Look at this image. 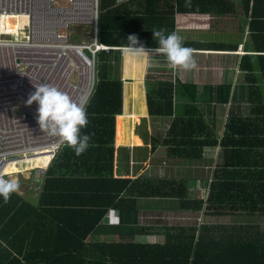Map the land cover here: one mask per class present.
Instances as JSON below:
<instances>
[{"label":"trees","instance_id":"obj_1","mask_svg":"<svg viewBox=\"0 0 264 264\" xmlns=\"http://www.w3.org/2000/svg\"><path fill=\"white\" fill-rule=\"evenodd\" d=\"M156 4V0H144L143 13H137L124 10V3L100 0L97 40L110 47H149L151 29L171 27L174 11L185 9L178 1L175 8L169 4L159 9ZM129 36L137 38L135 45L130 44ZM103 59L98 58L97 81L86 105L89 124L81 129L93 134L89 148L77 156L71 148L62 147L45 172L36 202L16 192L7 203L0 197V264H264L262 234L204 236L214 230L258 229L260 223L172 226L166 228L163 242L134 240L146 231L138 224V199L176 200L180 210L208 216L264 214L263 108L252 110L250 116L229 115L217 141L196 104L194 87L148 77V114L172 117L165 135L151 138L150 150L162 145L168 157L195 162L204 149L219 145L221 162L213 168L205 197L199 199L188 198L190 180L185 177L139 175L131 179L118 176L115 165L114 174L120 177L115 178L114 138L116 145L117 120L124 114V82L108 73ZM149 134L148 130V139ZM111 210L120 219L104 224ZM102 231H112L122 239L86 243L90 233Z\"/></svg>","mask_w":264,"mask_h":264},{"label":"crops","instance_id":"obj_2","mask_svg":"<svg viewBox=\"0 0 264 264\" xmlns=\"http://www.w3.org/2000/svg\"><path fill=\"white\" fill-rule=\"evenodd\" d=\"M156 1V6L159 9L165 7V5L168 7L169 4H172L175 8L177 1L180 7L183 6L185 8L184 10L174 11L173 25L171 27H164V29L168 32H176L182 37L184 46L190 47L193 50L196 67L190 71L169 67L165 58L154 50L158 47V43L153 39V33L150 45H148L149 47L144 48L147 51L146 53H136L134 50H130L132 47H122L128 49L124 51L125 53L122 55L120 51L115 50L117 47H112L114 49L108 52L103 51L105 55H109L110 52H117L120 56L136 57V60H132L129 67H125V77L131 75L134 76L131 77L133 82L137 80V84L130 85L131 88L128 90L125 88V94H128V100L130 98L129 95L132 96L133 93L135 95V92V99H137L139 96L138 85H141L143 90L142 95L144 96V88L148 77L163 78L170 81L177 80L182 84H188L194 87L196 92V104L201 110L205 121L211 124L213 134L217 141L222 138L225 132V124L229 115L250 116L249 113L254 109L259 110L263 108L264 110V0ZM166 1L168 3H166ZM121 3H124V10L126 11L143 13L145 8L144 0H115V4ZM133 64H140V70H138L136 75L134 73ZM144 108V113L148 118L150 140L152 137L161 139L165 135H162V131L167 129L164 128V126H169L168 124H170L172 117L150 116L147 111L146 102ZM176 110L180 112L181 105L177 104ZM152 129H154L156 133L150 131ZM161 135L162 137H160ZM148 148L149 156L151 154L154 155L153 159L156 158V155L161 156L160 161L163 162L164 165L168 162L170 167L175 168H169L170 170H176L177 172L181 171L183 168L187 171L189 170L188 172H190L191 169H195L196 173L199 171L202 172V170L206 172V177L199 178L200 184L198 188L201 186V194L196 197L188 196V198L199 199L205 197L213 168L221 162L222 149L219 148V145L204 149L202 158L195 162H183L168 157L167 149L162 147V145H158V147L151 152L150 142ZM210 156L211 158H209ZM206 158H208V161L205 160ZM155 160H157V162L159 161V159ZM50 165L48 168L51 167ZM145 167H147V165ZM234 171H237V169H234ZM118 176L126 177L124 175ZM114 177L120 178L116 177L115 174ZM136 177H138V175H135V178ZM185 179H189L190 183H192L189 187L190 194V191L195 189L194 185L196 181L199 180L194 177H186ZM15 180H19V188L25 183L22 182L20 184V179ZM33 181L36 185L35 177ZM24 185L26 186L25 188H27L24 191L30 190L28 184ZM16 193L22 195L20 190L16 191ZM173 201L174 200L159 198L138 199V224L144 227L146 231H144L143 234L135 236L134 240L140 241L138 238L141 237V242H163L164 236L168 232L166 228L172 226L198 227L202 224L235 225L238 223H260L262 226L258 229L249 230H214L204 235L214 238L228 235L236 238H239V235H242V237H258L257 235L259 234L264 235V214L258 213L250 215L232 214L231 216H208L202 212L181 210L184 213L182 216L196 213V219L200 220V222H196L195 220V223L190 225L180 223L179 225H171L168 227L162 226L164 229L153 226V223H148V217H156L158 213L164 212V206L168 203H173ZM174 203L178 205L176 200ZM225 217L227 218L226 222L224 221ZM145 220L146 224H144ZM233 220L235 222H232ZM103 223L107 224L104 220ZM196 233L197 231H195V234ZM118 239L122 238L118 236L117 233L102 231L99 233H90L86 238V243L111 242L117 241ZM253 242L263 243L257 241V239H253Z\"/></svg>","mask_w":264,"mask_h":264},{"label":"built area","instance_id":"obj_3","mask_svg":"<svg viewBox=\"0 0 264 264\" xmlns=\"http://www.w3.org/2000/svg\"><path fill=\"white\" fill-rule=\"evenodd\" d=\"M99 2L0 0V23L12 16L25 20L24 30L0 28V176L10 179L4 176L10 163L45 158L46 167L33 171V191L38 194L48 166L64 144L40 130L36 102L25 101L38 83L54 85L74 101L89 99L97 81L96 54L114 49L96 39ZM115 50L122 55L128 49ZM108 217L110 223L120 219L114 210Z\"/></svg>","mask_w":264,"mask_h":264},{"label":"rangeland","instance_id":"obj_4","mask_svg":"<svg viewBox=\"0 0 264 264\" xmlns=\"http://www.w3.org/2000/svg\"><path fill=\"white\" fill-rule=\"evenodd\" d=\"M8 23L13 26L16 25L15 27L16 31L25 29L24 19L18 22L9 21ZM82 33H84L83 30H82ZM99 56L104 57L102 64L106 66V69H108V73H110L111 76L113 77L122 78L124 82L123 105H124V101H126V103H125V110L123 106L124 115L118 117V120H117V126H118V134H117V142H116L117 148L115 145V138H114L113 169L116 165V171H115L116 174L128 176V177H131V179L135 178V175H138V176L146 175V176H151V177H162V178L167 177V178H175V179H180L182 177H185V178L194 177V178H197L199 181H196V184L194 185L195 189L190 191L189 196L190 197L199 196L201 194L200 193L201 186L198 188V185L200 184L199 178L206 177L207 176L206 172L202 170V172L199 171L198 173H196L195 169H191L190 172H188L189 170L187 171L183 168L181 169V171L176 172V170L174 171V170L169 169V168H174V167H170V164L168 162H166L167 164L164 165V163L160 161L161 156L156 155V158L154 159H153V156H154L153 154L149 156L148 147H149V143L151 142V140L150 138L148 139V130H149L148 118L144 113L145 111L144 106L146 102V87L144 88V96H143L142 95L143 90L141 88V85H138V89H139L138 95L139 96L137 97V99H135L136 92H135V95L134 93L132 94V96L129 95L130 97L129 100L127 98L128 94L127 93L125 94V90L126 89L128 90L129 88H131L130 85L137 84L136 83L137 80H135L134 82L127 80V78H131L134 76L130 75V76L125 77V71H126L125 67L126 66L129 67L132 60L134 59L136 60V57H132V56L125 57V56H120V54H118L117 52H110L109 55H105V54L96 55V63L98 61ZM99 62L100 61H98V63ZM133 69L136 75L138 70H140V64H136V65L133 64ZM70 80L73 81L74 76H71ZM144 98H145V102H144ZM115 127H116V116H115ZM164 128H168V126H164ZM166 130L162 131V135L166 133ZM115 131H116V128H115ZM150 131H154V133H156L154 129ZM162 135L160 137H162ZM116 152H117V156H116ZM209 158H211V156ZM155 159H159V161L157 162V160ZM205 160L208 161V158H206ZM43 163H44L43 161H36V162L27 161V162L10 163L7 165V168L4 171V176L10 179H13V178L20 179V184L22 182L23 183L25 182L24 184H28L30 190L32 191L30 190L24 191L25 189H27L25 188L26 186L24 184L20 188V191L22 195L24 196V198H26L27 200L36 202L38 200L39 194L37 191H33L32 189L36 186L33 181L34 179L33 170L40 169ZM146 165L148 168L145 167ZM191 184L192 183L189 184V187L191 186ZM174 202L175 200L173 201V203L166 204L164 206L165 211L158 213L156 217L155 216L148 217V220H147L148 223H153L152 224L153 226L164 229L162 226L168 227L171 225H179L180 223H186L190 225V224H194L195 220L196 222L197 221L200 222V220L196 219V213L186 214L182 216V214L184 213L180 210V208H178V205L175 204ZM226 220L227 218L225 217L224 221L226 222ZM109 221L110 219L108 215L104 217V222L109 223ZM232 222H235V221L233 220ZM144 224H146V220L144 221ZM138 239L142 241L141 237Z\"/></svg>","mask_w":264,"mask_h":264},{"label":"clouds","instance_id":"obj_5","mask_svg":"<svg viewBox=\"0 0 264 264\" xmlns=\"http://www.w3.org/2000/svg\"><path fill=\"white\" fill-rule=\"evenodd\" d=\"M151 31L153 39L158 43L154 50L165 58L169 67L185 71L196 67L193 50L184 46L181 36L164 28ZM128 40L132 46L137 43L135 36H129ZM130 50L136 53L147 52L142 45L133 46ZM33 87L35 91L28 95L25 104L32 105L36 102V120L40 130L49 136L59 137L61 143L71 148L75 155L83 154L89 148L93 135L81 132V129L87 128L89 124L86 111L88 99L74 101L67 93L48 83L33 84ZM20 188L19 180L0 176V197H3L5 203L9 201L11 194Z\"/></svg>","mask_w":264,"mask_h":264},{"label":"bare ground","instance_id":"obj_6","mask_svg":"<svg viewBox=\"0 0 264 264\" xmlns=\"http://www.w3.org/2000/svg\"><path fill=\"white\" fill-rule=\"evenodd\" d=\"M20 19H21L20 17H13V16L11 18L5 17L3 20H1V23H0L1 30L4 29V26L6 27V29H9L11 31L15 30L16 25H14V26L13 25H10L8 22L9 21L18 22V21H20ZM32 161H34V162H36V161H43L44 163L41 166V169H43L44 167H46V165L48 163L47 159L41 158V157H36Z\"/></svg>","mask_w":264,"mask_h":264},{"label":"water","instance_id":"obj_7","mask_svg":"<svg viewBox=\"0 0 264 264\" xmlns=\"http://www.w3.org/2000/svg\"><path fill=\"white\" fill-rule=\"evenodd\" d=\"M127 80H129V81H133V79H132V78H128Z\"/></svg>","mask_w":264,"mask_h":264}]
</instances>
